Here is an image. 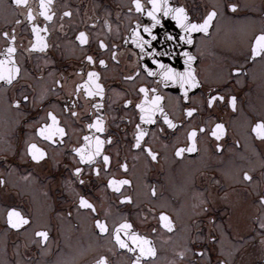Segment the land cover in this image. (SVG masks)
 <instances>
[{"label":"flooded vegetation","instance_id":"1","mask_svg":"<svg viewBox=\"0 0 264 264\" xmlns=\"http://www.w3.org/2000/svg\"><path fill=\"white\" fill-rule=\"evenodd\" d=\"M139 2L143 10L134 0H44L46 8L28 0V20L25 7L0 0V59L10 63L12 46L20 69L10 83L0 80V264H96L101 257L107 264H264V139L252 131L264 121V53L251 55L255 37L264 32V0H157L160 23L154 27L147 20L151 0ZM169 5L183 6L197 23L209 11L216 15L209 31H197L188 44L179 39L184 32L172 15H164ZM240 21L251 28L241 30ZM144 26L156 36L145 45V52L156 50L152 56L133 38L139 29L151 40ZM80 32L86 34L83 44ZM37 33L46 47H32ZM185 51L194 57L187 65ZM155 59L178 72L192 70L196 87L184 85L187 99L179 83L148 74L145 64L159 72ZM90 71L98 73L89 82L91 96L83 87ZM141 86L149 90L147 102ZM153 96L161 97L159 106L176 127L159 111L140 119L146 113L136 105L149 108ZM212 96L218 98L209 105ZM189 108L196 109L191 116ZM49 112L64 129L55 142L38 132L51 123ZM98 117L102 131L88 127ZM217 123L224 125L219 139L211 135ZM193 129L195 150L177 156V149L193 143ZM139 131L144 136L136 146ZM97 138L103 141L100 153L82 160L75 149L83 146L87 156ZM32 143L46 153L39 161L27 150ZM112 179L129 183L110 186ZM81 197L95 210L82 206ZM10 209L28 223L9 224ZM96 221L108 230L100 232ZM124 222L131 224L120 231L127 247L115 239ZM41 231L47 238L36 235ZM141 247L154 255H143Z\"/></svg>","mask_w":264,"mask_h":264},{"label":"snow or ice","instance_id":"2","mask_svg":"<svg viewBox=\"0 0 264 264\" xmlns=\"http://www.w3.org/2000/svg\"><path fill=\"white\" fill-rule=\"evenodd\" d=\"M13 3L17 6H23L27 9L26 12V17L28 20H32L33 19V13H32V9L28 6V0H13ZM134 3L136 4V7L138 10H143L142 6L139 2V0H134ZM151 4H152V9L150 11H148V15L152 17L153 19V27L155 26V24L160 23V21L156 18L155 13L159 12L160 6L157 3V0H151ZM41 8H46V5L44 4V0H41V4H40ZM229 7L233 10H235L238 6L236 4H231L229 5ZM45 15H47L46 11L44 13ZM68 15H70V13H67ZM164 15L168 16V15H172L173 19L176 21V23L180 26V28L183 29L184 34L179 36V39L184 41L186 40L188 44H192L193 43V37H192V33L197 32V31H202L204 33H207L209 31V25L212 22L213 17H215L216 12L215 10L209 11L207 13V15L203 18V20L201 22H194V21H190L189 20V16L186 12V9L183 6L180 7H176V8H171V6L169 5V7L164 9ZM48 19H51L50 16L47 17ZM16 23H20V21H16ZM144 32L149 33V35L151 36V40H145L143 36H140L139 33V29L135 30L133 33V38L135 43L137 44V47L140 48L141 52H145V45L146 44H150L152 43V41H154L156 39V36L152 35L151 32V28H149L148 26H144ZM15 30H13L14 32ZM33 31H36V27H33ZM3 35L5 37H8L9 34L7 32L3 33ZM167 38L169 40H173L175 39V36H173L170 33H167ZM80 42L83 44L86 42V34L84 32H80L79 36L77 37ZM11 40H15V35L10 37ZM37 40L38 43H34L32 44L33 48L36 47H46L45 44H43L42 42V38L39 37V34L37 33ZM100 47L101 48H106L107 45L104 44L103 41L100 42ZM156 50L153 49L152 52H145V55L148 56H152L153 53ZM15 52V48L12 46H9L7 49V55L9 57V61L10 63H6L5 60L0 59V80H5L7 82H11L14 78L15 75H18L20 69L18 67L15 66V61L14 58L12 56V54ZM262 53H264V32L260 33L259 35H257L255 37V41L253 43L252 46V52L251 55L253 57L259 56ZM163 55L167 56L168 53L165 52L163 53ZM184 55L186 57V61L185 64L187 65L191 60L194 59V57H192L187 51L184 52ZM113 58H115V54H113ZM88 61H93V57L92 56H88L86 58ZM99 63L101 65H104L106 62L104 60H100ZM154 63L159 65V72H156L155 70H153L151 67H149L147 64H145L143 67L144 69L148 72V74L150 75H160L166 82L167 81H171L174 83H179L181 88L184 89L185 91V99H187V89L184 88L185 84L190 85L191 87H196V81H195V77L194 74L192 72V70L188 67L185 68L184 72H178L175 68L171 67L170 65L164 64L162 63V61L160 59H155ZM137 71H139V68L137 69ZM234 71H239V69H234ZM88 81H86L83 85V87L87 90L88 86H89V82H93V78L98 77V73L96 72H88ZM132 77H127L126 79H131ZM59 83V82H58ZM77 90L80 89L81 85H77ZM95 89L99 91L100 94H102L103 89L102 86L98 83L95 84ZM139 91L141 93L145 94V102H147V94L149 92V90L147 88H145L144 86H141ZM153 92L155 91V89L152 90ZM87 95L91 96L94 94V92L92 90H87L86 92ZM218 97L217 96H212L209 99V105L212 104V102L214 100H216ZM24 101L28 100V97L25 96L23 97ZM219 99L223 100V97H219ZM161 100L160 96H153L152 100H151V106L147 109H145L143 107V104H137L136 107L141 109L142 113H146V115H141L140 119L143 121L146 118L148 120L152 119V116L155 114V112L159 111L163 116H164V120L165 122L168 124L169 127L174 128L176 127V125L172 122V120H170L167 116L166 113L163 112V109L159 106V101ZM15 103L17 105H19L21 102L19 100L15 101ZM126 104L131 103L130 101H125ZM231 103L233 108L235 107V97L231 98ZM196 109L194 108H189L186 109L187 115L191 116L193 112H195ZM73 115H75V113H73ZM48 117H50L51 119V123H46L44 124L42 127H40L38 129L39 135L42 137H46V139L53 141V137L60 135L63 136L64 135V129L62 127H59V123H58V119L57 117L49 112L48 113ZM89 128H99L101 131L102 129V121H100L99 117L97 118V123L96 124H89L88 125ZM140 126L137 125V128H139ZM223 130H224V125L222 123H217L215 125V129L211 132V135L213 137H216L217 139L220 138V135L223 134ZM200 131H203V128L200 129ZM252 131L256 134V136L258 138L264 139V121H257L256 124L253 126ZM197 135V130L193 129L191 132L188 133L189 139L193 140V143L187 147V149H177L176 155L180 156L185 150L188 152H193L195 150V140L194 138ZM144 133L143 131H139L136 134V146H140V141L143 138ZM85 140L88 141L89 138L85 137ZM103 144V141H101L99 138L96 139V144H95V151L94 152H89L87 154V156H85V152L83 151V146L81 148H77L75 149L76 152L81 154V159H91L93 155H97L100 153L101 150V146ZM217 148H220V145H217ZM27 150L28 152L31 154V157L33 160L35 161H39L40 159H42L46 153L44 152L43 149L39 148L35 143L29 144L27 146ZM148 152L151 154L152 158L155 159L156 158V154L151 152V149H148ZM105 163L107 164L109 157L108 156H104L103 157ZM122 167H126V165H123ZM75 171L77 173L81 172L80 168L75 169ZM245 179H250V177L248 176L247 173L244 174ZM2 182V181H0ZM125 183H129L126 180H121V181H116L115 179L109 180V185L110 186H116L117 184H125ZM118 190V189H117ZM155 191V190H153ZM124 200H130V197H124ZM260 202L262 204H264V196L260 197ZM80 204L82 206L88 207V208H92L93 211L94 206L91 205L84 197L80 198ZM13 217H17L18 220L13 219ZM160 220L163 223V226L165 228H169L170 227V220L169 217L165 214V213H161L160 214ZM8 222L9 224H11L13 227L15 228H19L21 226V224H27L28 220L26 218H23L20 213L16 210V209H10L8 212ZM97 227L99 228L100 232H106L107 229V225L102 222V221H96ZM261 227H264V225H261ZM131 228V224L128 222H124L120 225L117 226L116 229V234H115V239L117 240V242L120 243V245L122 247H127L128 245L121 239L120 237V231L121 230H127ZM37 236L40 237H44L47 238V232L41 231V232H37L36 233ZM134 241H142L143 243H147V241L143 238V237H138V236H134L133 237ZM141 253L143 255H154V251L151 248H148L147 250H145L144 247H141ZM96 264H107V260L104 257H101L100 259H98L96 261Z\"/></svg>","mask_w":264,"mask_h":264},{"label":"rangeland","instance_id":"3","mask_svg":"<svg viewBox=\"0 0 264 264\" xmlns=\"http://www.w3.org/2000/svg\"><path fill=\"white\" fill-rule=\"evenodd\" d=\"M251 2H254V0H250ZM243 21H240L237 23V26L240 27L241 30L246 31L249 30L251 28V24H247ZM223 26V25H222Z\"/></svg>","mask_w":264,"mask_h":264},{"label":"water","instance_id":"4","mask_svg":"<svg viewBox=\"0 0 264 264\" xmlns=\"http://www.w3.org/2000/svg\"><path fill=\"white\" fill-rule=\"evenodd\" d=\"M147 20H148V22L153 21V19H152L151 17H148ZM133 33H134V32H133ZM195 33H196V32L192 33V37H193V35H194Z\"/></svg>","mask_w":264,"mask_h":264}]
</instances>
